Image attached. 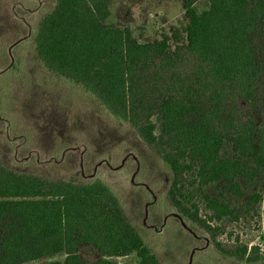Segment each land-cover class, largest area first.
<instances>
[{"label":"trees","instance_id":"1","mask_svg":"<svg viewBox=\"0 0 264 264\" xmlns=\"http://www.w3.org/2000/svg\"><path fill=\"white\" fill-rule=\"evenodd\" d=\"M183 1L187 43L170 51L166 34L142 42L130 26L109 23L113 0H55L39 21L36 56L50 78L130 124L167 164V198L177 214L220 252L257 262L264 240L241 245L228 227L256 213L264 198V150L257 144L264 0H208L201 13L198 0ZM83 243L102 257L84 260ZM60 253L64 263L41 264H120L116 258L133 253L138 264H164L101 178L54 179L9 169L0 159V264Z\"/></svg>","mask_w":264,"mask_h":264},{"label":"rangeland","instance_id":"2","mask_svg":"<svg viewBox=\"0 0 264 264\" xmlns=\"http://www.w3.org/2000/svg\"><path fill=\"white\" fill-rule=\"evenodd\" d=\"M55 0H0V159L6 167L54 179L88 182L101 178L121 199L125 213L164 264H264L248 262L216 249L209 236L175 212L167 190L172 175L128 123L103 109L82 90L50 78L36 56L34 36ZM199 13L209 7L198 0ZM109 23L130 26L135 37H169V49L187 43L183 0H113ZM175 33L179 38L175 39ZM14 39V42L4 44ZM17 39V40H16ZM16 40V41H15ZM264 44V38H263ZM257 144L264 150V76L258 85ZM234 242L262 245L264 198L256 213L228 227ZM226 241V236H222ZM231 242V240H230ZM84 260L102 256L91 244L79 246ZM64 263L60 253L40 261ZM138 264L135 253L116 258Z\"/></svg>","mask_w":264,"mask_h":264}]
</instances>
